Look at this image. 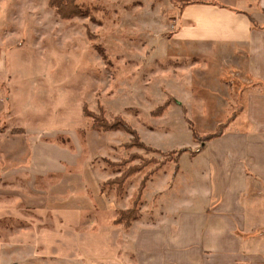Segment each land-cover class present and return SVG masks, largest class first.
<instances>
[{
    "label": "rangeland",
    "instance_id": "obj_1",
    "mask_svg": "<svg viewBox=\"0 0 264 264\" xmlns=\"http://www.w3.org/2000/svg\"><path fill=\"white\" fill-rule=\"evenodd\" d=\"M76 1L87 14L62 20L48 0H0V264H134L126 239L135 222L163 219L183 188L207 193L195 174L210 150L197 169L190 152L169 158L204 148L187 119L205 136L239 113L224 106L212 67L185 69L193 60L174 41L181 2ZM84 106L109 123L121 118L138 136L91 130ZM130 158L145 169L124 194L102 190L121 175L111 164ZM155 170L140 219L115 225ZM198 197L176 208L196 207Z\"/></svg>",
    "mask_w": 264,
    "mask_h": 264
},
{
    "label": "crops",
    "instance_id": "obj_2",
    "mask_svg": "<svg viewBox=\"0 0 264 264\" xmlns=\"http://www.w3.org/2000/svg\"><path fill=\"white\" fill-rule=\"evenodd\" d=\"M174 1L190 3L174 38L193 60L185 69L212 67L224 106L239 114L193 158L195 169L205 165L195 175L207 193L174 192L166 216L135 222L126 242L134 264H264V211L253 212L264 207V0ZM198 195L196 207L176 208Z\"/></svg>",
    "mask_w": 264,
    "mask_h": 264
},
{
    "label": "trees",
    "instance_id": "obj_3",
    "mask_svg": "<svg viewBox=\"0 0 264 264\" xmlns=\"http://www.w3.org/2000/svg\"><path fill=\"white\" fill-rule=\"evenodd\" d=\"M189 4H190L189 2H181V6L189 5ZM48 7L62 20H70L73 18L81 17L87 14V12L89 11L88 9H86L85 11L84 8H81L77 4L76 0H48ZM252 23L253 25H256L254 22ZM90 37L93 38L91 35ZM99 50H101V53H103L102 48H99ZM169 106H170V101H167L164 105L158 108V113L155 116H162L165 110ZM83 114L84 116H86L91 120V130L93 131L104 132V133L113 132V131H122V132L131 133L136 137L138 136L137 132L133 130L128 123H126L124 120H122L119 117L115 118L113 122L109 123L107 119L104 117V113L101 114L92 113L87 110L86 106H84ZM238 114L236 113L233 114L230 117V119H228L227 122L220 124L214 133L205 136L199 135V133L195 130L194 124L187 119L189 127L193 132L194 142L198 144H205L220 138L224 134L225 130L229 127V125L235 120ZM0 133H4V129L2 127L0 128ZM11 133L16 135H24L25 131L20 129H15ZM134 145L137 144L131 143L126 147L127 149H130L133 148ZM139 147L143 148V145L140 144ZM187 152H190L193 157H195L198 154L197 151H192L191 149H183L180 151L172 152V155H175V157H169V158H175L176 159L175 161H178L179 156ZM133 160L132 158H130L129 160L122 161L119 164H111V167L115 170V172L121 173V175L116 179L107 181L103 185L102 190H106L107 188L112 190V188L115 187L117 195L122 196L124 194V186L127 183L128 179L145 169V165L129 166L131 165V162ZM155 172L156 170L147 174L146 178H144V180L141 182L140 188L138 190V195L134 201L133 206L126 211L118 212L117 217L114 220L115 225H122L125 229H129L133 222L140 219L141 216L140 209L143 204L144 191L146 190L147 187L148 176H152Z\"/></svg>",
    "mask_w": 264,
    "mask_h": 264
}]
</instances>
